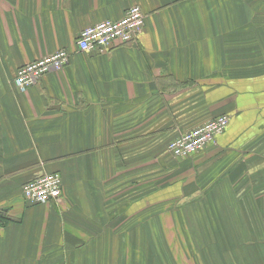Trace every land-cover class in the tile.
<instances>
[{
	"label": "crops",
	"instance_id": "obj_1",
	"mask_svg": "<svg viewBox=\"0 0 264 264\" xmlns=\"http://www.w3.org/2000/svg\"><path fill=\"white\" fill-rule=\"evenodd\" d=\"M135 5L134 44L75 54ZM58 50L64 68L14 87ZM221 114L212 145L170 156ZM50 173L60 201H23ZM0 264H264V0H0Z\"/></svg>",
	"mask_w": 264,
	"mask_h": 264
},
{
	"label": "built area",
	"instance_id": "obj_2",
	"mask_svg": "<svg viewBox=\"0 0 264 264\" xmlns=\"http://www.w3.org/2000/svg\"><path fill=\"white\" fill-rule=\"evenodd\" d=\"M146 14L135 5L127 9L125 15L118 20H103L82 29L75 39V54L95 53L106 55L117 45L134 44L143 32ZM66 50H58L20 67L13 81L20 92L36 84L41 77L64 68L70 61L71 54ZM230 117L222 114L211 118L203 125L179 133L167 150L175 160L187 159L212 145L229 124ZM21 197L27 203L43 204L58 202L62 196L61 177L57 173L44 174L21 187Z\"/></svg>",
	"mask_w": 264,
	"mask_h": 264
},
{
	"label": "rangeland",
	"instance_id": "obj_3",
	"mask_svg": "<svg viewBox=\"0 0 264 264\" xmlns=\"http://www.w3.org/2000/svg\"><path fill=\"white\" fill-rule=\"evenodd\" d=\"M22 199V198H21ZM23 200V199H22ZM24 201V200H23Z\"/></svg>",
	"mask_w": 264,
	"mask_h": 264
},
{
	"label": "trees",
	"instance_id": "obj_4",
	"mask_svg": "<svg viewBox=\"0 0 264 264\" xmlns=\"http://www.w3.org/2000/svg\"><path fill=\"white\" fill-rule=\"evenodd\" d=\"M222 115V114H221Z\"/></svg>",
	"mask_w": 264,
	"mask_h": 264
}]
</instances>
